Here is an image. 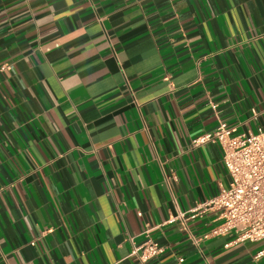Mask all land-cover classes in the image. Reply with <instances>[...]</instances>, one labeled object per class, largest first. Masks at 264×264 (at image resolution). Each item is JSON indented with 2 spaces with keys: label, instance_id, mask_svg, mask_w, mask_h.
Listing matches in <instances>:
<instances>
[{
  "label": "crops",
  "instance_id": "crops-1",
  "mask_svg": "<svg viewBox=\"0 0 264 264\" xmlns=\"http://www.w3.org/2000/svg\"><path fill=\"white\" fill-rule=\"evenodd\" d=\"M219 121L264 129V0H0V264H264L169 221L227 186Z\"/></svg>",
  "mask_w": 264,
  "mask_h": 264
},
{
  "label": "built area",
  "instance_id": "built-area-1",
  "mask_svg": "<svg viewBox=\"0 0 264 264\" xmlns=\"http://www.w3.org/2000/svg\"><path fill=\"white\" fill-rule=\"evenodd\" d=\"M209 142L221 149L227 186L169 221L211 212L214 224L207 235L227 236L226 248L243 242H263L253 255L259 259L264 256V129L239 132L236 125L219 121L214 130L205 131L190 141L192 147ZM152 228L147 226L143 232L146 239L137 248L144 262L163 249L149 236Z\"/></svg>",
  "mask_w": 264,
  "mask_h": 264
}]
</instances>
